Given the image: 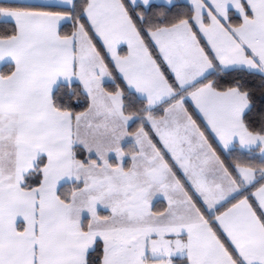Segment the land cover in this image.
I'll return each instance as SVG.
<instances>
[{"label": "snow or ice", "instance_id": "6c2138e0", "mask_svg": "<svg viewBox=\"0 0 264 264\" xmlns=\"http://www.w3.org/2000/svg\"><path fill=\"white\" fill-rule=\"evenodd\" d=\"M0 264H264V0H0Z\"/></svg>", "mask_w": 264, "mask_h": 264}, {"label": "trees", "instance_id": "16d2710c", "mask_svg": "<svg viewBox=\"0 0 264 264\" xmlns=\"http://www.w3.org/2000/svg\"><path fill=\"white\" fill-rule=\"evenodd\" d=\"M190 110L194 112V109L190 108ZM194 118H197V117L194 115ZM155 207H156L157 210H163V208H165V204L163 202L162 203H157L155 205Z\"/></svg>", "mask_w": 264, "mask_h": 264}, {"label": "crops", "instance_id": "0c3cea01", "mask_svg": "<svg viewBox=\"0 0 264 264\" xmlns=\"http://www.w3.org/2000/svg\"><path fill=\"white\" fill-rule=\"evenodd\" d=\"M163 203L165 204V207H166V205H167V202H166V201H163Z\"/></svg>", "mask_w": 264, "mask_h": 264}]
</instances>
